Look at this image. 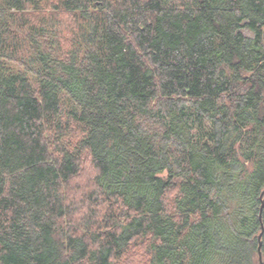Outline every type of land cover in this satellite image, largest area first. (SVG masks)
Returning a JSON list of instances; mask_svg holds the SVG:
<instances>
[{
    "label": "trees",
    "instance_id": "16d2710c",
    "mask_svg": "<svg viewBox=\"0 0 264 264\" xmlns=\"http://www.w3.org/2000/svg\"><path fill=\"white\" fill-rule=\"evenodd\" d=\"M263 191L264 0H0V264H264Z\"/></svg>",
    "mask_w": 264,
    "mask_h": 264
},
{
    "label": "rangeland",
    "instance_id": "374dc122",
    "mask_svg": "<svg viewBox=\"0 0 264 264\" xmlns=\"http://www.w3.org/2000/svg\"><path fill=\"white\" fill-rule=\"evenodd\" d=\"M88 167H85L82 173V177L80 180L81 183L84 182L87 174L89 173ZM124 264H146V256L144 254V250H142V247H138L137 245H134L131 249V252L127 255L126 259L124 260Z\"/></svg>",
    "mask_w": 264,
    "mask_h": 264
},
{
    "label": "water",
    "instance_id": "95a60500",
    "mask_svg": "<svg viewBox=\"0 0 264 264\" xmlns=\"http://www.w3.org/2000/svg\"><path fill=\"white\" fill-rule=\"evenodd\" d=\"M264 194V191L262 192L261 196ZM264 207V199H262L261 201V206H260V212H259V219H261V211ZM260 238V236H259ZM261 242L259 241V244H258V248H257V256H258V262L259 264H263V261H262V254H261Z\"/></svg>",
    "mask_w": 264,
    "mask_h": 264
}]
</instances>
